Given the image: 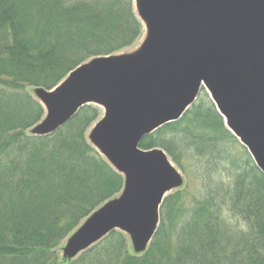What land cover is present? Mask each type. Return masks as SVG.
Wrapping results in <instances>:
<instances>
[{"label": "trees", "instance_id": "1", "mask_svg": "<svg viewBox=\"0 0 264 264\" xmlns=\"http://www.w3.org/2000/svg\"><path fill=\"white\" fill-rule=\"evenodd\" d=\"M141 32L133 0H0V264H59L61 241L122 191L123 178L86 139L97 109L83 106L53 134L31 137L44 110L29 90L50 91ZM178 135L200 156H222L228 183L166 196L143 254L112 231L67 264H264V176L208 100L139 148H160L181 166L166 142Z\"/></svg>", "mask_w": 264, "mask_h": 264}, {"label": "water", "instance_id": "2", "mask_svg": "<svg viewBox=\"0 0 264 264\" xmlns=\"http://www.w3.org/2000/svg\"><path fill=\"white\" fill-rule=\"evenodd\" d=\"M144 33L131 53L89 59L53 89H33L44 115L28 134H53L83 106L102 116L86 139L123 178L122 191L66 239L73 260L112 231L143 254L167 194L184 181L141 140L178 121L204 89L224 127L264 176V0H133Z\"/></svg>", "mask_w": 264, "mask_h": 264}, {"label": "rangeland", "instance_id": "3", "mask_svg": "<svg viewBox=\"0 0 264 264\" xmlns=\"http://www.w3.org/2000/svg\"><path fill=\"white\" fill-rule=\"evenodd\" d=\"M134 13H135V11H134ZM135 16H136V14H135ZM136 18H137V16H136ZM143 33H144V30L142 27V32H141L140 37L134 43H132L130 46L122 49L121 51H119L116 54L131 53L132 51H134L139 46V44L141 43ZM116 54H114V55H116ZM29 92L32 93L33 90H29ZM32 96H33V93H32ZM202 100L203 101H207V100L210 101L208 98V94L204 89L200 90L194 104H197L199 101H202ZM95 108L97 109L98 114H99V116L97 118V120H98L102 116V110L97 108V107H95ZM89 128L87 129L86 134H87ZM186 138L187 137L184 138V135H181V136L178 135V136H175L174 138H171V137L166 138V142H168V146L170 147V150L173 153V156L179 161V164L181 166L177 165L173 161L172 156H170V154H168L167 152H165L164 150L161 149L165 153V155L167 156L168 160L171 162L173 167L178 171V173L183 178L184 183L179 190L182 191V190L186 189V191H190L191 193H194L197 190L201 189V186H208L209 183H213V184L228 183V180H229L228 177L230 176V172H231L230 171L231 170L230 164H228V162H226V161H223L222 156H216L215 157V155H213V156H202V155L200 156V155H198L196 152H194V150L192 148H189V141ZM238 145H240L239 142H238ZM225 147L227 150L229 149L228 152L230 154H232V155L235 154L237 147L231 145L230 142H228L225 145ZM154 149H160V148H154ZM176 191H173V192L167 194L166 196L173 194ZM117 196L118 195H116L114 198H116ZM71 234L72 233H70L63 241H61V243L59 244V246L56 249L59 264H67L66 260L62 258V248L65 245L66 239ZM127 244H128L129 250L131 251L132 248H131V245H130L128 238H127Z\"/></svg>", "mask_w": 264, "mask_h": 264}]
</instances>
